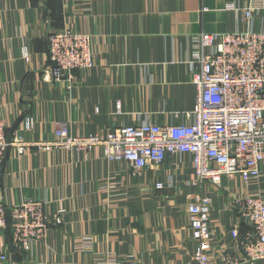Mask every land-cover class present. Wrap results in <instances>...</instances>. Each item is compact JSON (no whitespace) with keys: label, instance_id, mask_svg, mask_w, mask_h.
I'll return each mask as SVG.
<instances>
[{"label":"crops","instance_id":"crops-1","mask_svg":"<svg viewBox=\"0 0 264 264\" xmlns=\"http://www.w3.org/2000/svg\"><path fill=\"white\" fill-rule=\"evenodd\" d=\"M248 5L258 9L256 27L263 29L264 0H0V119L7 138L52 140L58 121H67L75 135L102 136L143 121L186 123L196 105L192 38L244 29L241 9ZM66 27L92 35L96 66L58 81L47 69L48 36ZM27 117L34 120L30 130ZM177 159L168 156L135 176L130 163L108 161L101 146L88 154L29 146L20 155L10 148L0 196L10 205L41 201L50 218L62 216L63 222L52 224L31 252L5 233L0 247L10 250L12 260L4 264H97L98 257L119 262L124 254L138 264H195L188 205L199 194L213 199L216 250L228 247L242 257L229 233L234 226L242 234L250 227L240 223L236 199L247 192L264 198V163L260 178L248 184L225 177L221 185H189L190 157H181L180 168ZM168 175L176 178L173 187L156 189Z\"/></svg>","mask_w":264,"mask_h":264},{"label":"built area","instance_id":"built-area-1","mask_svg":"<svg viewBox=\"0 0 264 264\" xmlns=\"http://www.w3.org/2000/svg\"><path fill=\"white\" fill-rule=\"evenodd\" d=\"M241 10L244 29L202 32L192 38L190 67L196 86V105L188 113L186 123L159 125L143 121L122 125L102 136L75 135L67 121H58L54 139L26 142L18 135L8 139L6 126L0 119V176L10 148H16L20 155L29 146L88 154L101 146L108 161L130 163L135 176L147 168L161 166L168 156L179 158L174 165L180 168L185 163L181 157L188 155L193 167L189 185L208 181L221 185L225 177H239L245 184L259 179L264 163V28L256 27L257 8L248 5ZM22 53L29 61L28 47H23ZM48 58L49 75L58 81H69L76 70L94 69L92 35L71 27L50 33ZM33 125L34 120L27 117L25 129L30 130ZM175 182V176L168 175L155 188L173 187ZM212 204L209 194H199L188 205L190 225L197 241L195 264H264V198L247 192L236 199L240 223L250 227L242 234L239 225L234 226L229 233L233 243L241 248L242 257L231 253L228 247L216 250L220 240L216 241L212 234ZM63 212L64 209L60 210ZM9 221L13 243L31 252L35 243L47 237L49 227L62 224L63 218H50L44 203L36 199L27 198L10 205L0 196V239ZM81 247L86 249L84 245ZM218 256L220 260L216 263ZM122 258L118 262L112 256L98 257L97 264H138L134 255L124 254ZM11 260L10 250L0 247V264ZM25 264L65 263L30 259Z\"/></svg>","mask_w":264,"mask_h":264},{"label":"trees","instance_id":"trees-1","mask_svg":"<svg viewBox=\"0 0 264 264\" xmlns=\"http://www.w3.org/2000/svg\"><path fill=\"white\" fill-rule=\"evenodd\" d=\"M49 62H50V61H49ZM50 63H51V62H50ZM5 233L11 235V237H12V229H11V223H10V221H9L8 229L6 230Z\"/></svg>","mask_w":264,"mask_h":264}]
</instances>
